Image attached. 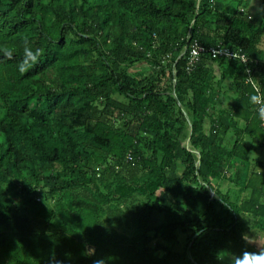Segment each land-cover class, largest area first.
I'll return each mask as SVG.
<instances>
[{
	"label": "trees",
	"instance_id": "trees-1",
	"mask_svg": "<svg viewBox=\"0 0 264 264\" xmlns=\"http://www.w3.org/2000/svg\"><path fill=\"white\" fill-rule=\"evenodd\" d=\"M252 3L0 0V48L15 49L0 52V264H235L254 253L244 206L214 186L251 152L227 137L250 109L258 117L251 89L264 99ZM195 41L249 60L202 54L188 70ZM25 42L41 55L21 74Z\"/></svg>",
	"mask_w": 264,
	"mask_h": 264
},
{
	"label": "crops",
	"instance_id": "crops-1",
	"mask_svg": "<svg viewBox=\"0 0 264 264\" xmlns=\"http://www.w3.org/2000/svg\"><path fill=\"white\" fill-rule=\"evenodd\" d=\"M261 2H262L261 0H257L256 4L253 5L252 3V5L249 8V11L253 14H257L258 13L257 5H260ZM260 47L264 51V36L262 38V42L260 43ZM215 71L218 74L221 70L218 66H216ZM253 91L255 92L254 88L251 89L250 95H255ZM246 97H249V96H246ZM245 103L247 104V101H245ZM244 106L245 107L242 108L243 110L247 108L246 105ZM247 109L245 110V112H247ZM252 110L253 108L250 109L251 114L249 113L250 114L249 119L247 118L245 120H241L239 124L240 127L238 126V129L234 131L233 134H230L232 130H234L233 129L234 127H232L227 137H229L230 139L229 141L233 144L235 141H237V137L241 136L243 138V142H245V144L250 145V148H251L250 153L254 155V154H257L255 150L256 148L255 143H257L259 147L261 148L260 144L263 138V134H262L261 129L259 128L257 114L253 113ZM246 138H248V140L245 141ZM240 142H241V138H240ZM237 155L239 157L237 156L235 158L247 159L248 161L253 162V167H252L251 172L258 176L256 181H258L259 183L256 185L255 184L256 181H253L252 179L247 178L245 181L244 187H241L238 190L239 193H236L232 189L234 188L233 184L236 178L231 175L230 173L231 171L229 169L227 170L225 176L222 174L221 177L217 181H214V186L218 190H220L223 194H228L231 201L233 203H236L237 206L247 207L246 209H244V207L242 208L244 211L240 215L241 220L245 222V227H246L245 237L247 241L252 246H254L255 248L254 253L264 252V228L262 225L261 226L259 225L260 220H261V223L264 222V217L260 214L258 215L260 218L255 219V217L251 214L253 212L252 210L253 207H256L258 211H261L262 209V207L259 208L261 200L259 201L258 198L260 197L256 194H259L257 193V191H264V183H263L264 182V162L261 161L260 157L256 158L255 156H253V159L250 160L248 159V156L244 154V152L242 153V155L240 154H237ZM235 158H234L235 166L233 167L235 170L232 169V171H233V175H235L236 177H239L241 175L240 169L242 168L243 163L237 161ZM230 175L232 176V178H230ZM249 191H250V195H246V193H248ZM254 191H255V194H253ZM250 200L252 203L249 202Z\"/></svg>",
	"mask_w": 264,
	"mask_h": 264
},
{
	"label": "clouds",
	"instance_id": "clouds-1",
	"mask_svg": "<svg viewBox=\"0 0 264 264\" xmlns=\"http://www.w3.org/2000/svg\"><path fill=\"white\" fill-rule=\"evenodd\" d=\"M257 3V0H253V5ZM258 14H261V18L264 19V4L257 5ZM3 56L12 59L15 49L9 47L0 48ZM41 52L39 49L33 51L30 47L27 46L25 42V47L23 51V58L17 65V70L19 73L23 74L28 71L33 65L38 63ZM251 104L260 105L258 108V118L260 121L264 122V99L261 95H250L249 97ZM95 264H103L102 261H96ZM235 264H264V252L248 253L244 252L240 256H237L235 259Z\"/></svg>",
	"mask_w": 264,
	"mask_h": 264
},
{
	"label": "built area",
	"instance_id": "built-area-1",
	"mask_svg": "<svg viewBox=\"0 0 264 264\" xmlns=\"http://www.w3.org/2000/svg\"><path fill=\"white\" fill-rule=\"evenodd\" d=\"M203 55H210L212 58H225V59H230L234 61H242L244 63L248 62L249 58L246 54H244L241 51H235L229 48L228 46L225 45H219V46H211V47H206L199 42L195 41V43L192 46L191 49V55L189 59V66H187L188 70H191V67L195 66L198 64L201 60V57ZM252 68H248V82L252 83L255 87V89L259 92V87L253 82L252 78ZM260 95V94H259ZM260 105H257V111ZM262 126L264 128V122H262Z\"/></svg>",
	"mask_w": 264,
	"mask_h": 264
},
{
	"label": "rangeland",
	"instance_id": "rangeland-1",
	"mask_svg": "<svg viewBox=\"0 0 264 264\" xmlns=\"http://www.w3.org/2000/svg\"><path fill=\"white\" fill-rule=\"evenodd\" d=\"M233 132H234V130H232V132L230 134H233ZM231 136H233V135H231ZM246 140H248V138H246L245 141ZM260 146H261V144H260ZM255 147H256L255 150H256L257 154L253 155L252 153H247L248 159L252 160L253 156H255L256 158L260 157L261 161L264 162V146H261V148H260L259 145L257 143H255ZM235 159L237 161L243 163V166L240 169V174L241 175L239 177H236L235 175H233V171L230 172L231 175L236 178V180H235V182L233 184L234 188H232V189H233L234 192L239 193L238 190L241 187H244V184H245V181H246L247 178H250L253 181H256L258 176L251 172L252 171V167H253V162L252 161H248L247 159H239V158H235ZM231 175H230V178H232ZM258 183H259L258 181L255 182L256 185ZM246 195H250V191L248 193H246Z\"/></svg>",
	"mask_w": 264,
	"mask_h": 264
},
{
	"label": "bare ground",
	"instance_id": "bare-ground-1",
	"mask_svg": "<svg viewBox=\"0 0 264 264\" xmlns=\"http://www.w3.org/2000/svg\"><path fill=\"white\" fill-rule=\"evenodd\" d=\"M152 57V56H151Z\"/></svg>",
	"mask_w": 264,
	"mask_h": 264
}]
</instances>
